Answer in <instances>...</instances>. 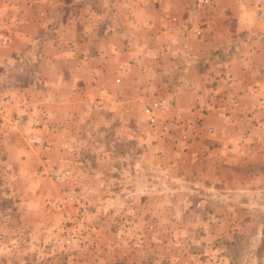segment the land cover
<instances>
[{
	"label": "rangeland",
	"instance_id": "1",
	"mask_svg": "<svg viewBox=\"0 0 264 264\" xmlns=\"http://www.w3.org/2000/svg\"><path fill=\"white\" fill-rule=\"evenodd\" d=\"M195 17L209 20L207 35L219 43L253 33L264 0H0V33L11 28L17 48L9 69L25 86L17 118L0 130V264H254L248 251L264 250V240L250 245L246 236L258 234L250 219H263L264 208L238 209L235 224L203 225L218 211L189 209L204 197L188 190L184 158L182 168L170 165L176 145L160 157L138 140L143 111L188 83L191 53L204 51L185 40ZM43 99L53 116H43ZM90 102L97 111L80 114ZM62 171L67 177L55 180Z\"/></svg>",
	"mask_w": 264,
	"mask_h": 264
},
{
	"label": "crops",
	"instance_id": "2",
	"mask_svg": "<svg viewBox=\"0 0 264 264\" xmlns=\"http://www.w3.org/2000/svg\"><path fill=\"white\" fill-rule=\"evenodd\" d=\"M253 8L255 9V6ZM40 14L44 15V12L41 11ZM125 15L130 16L128 13ZM154 17L149 15L145 20L152 24ZM261 22L253 31L254 34L244 32L240 36L231 32L229 34L232 35L231 38L217 43L207 35L210 30H213L209 20L202 22L196 17L193 18L191 26L184 32L187 34L185 40L195 45L201 43L204 51L201 54L196 50L191 53L193 62L190 63L192 71L188 83H174V89L171 88L164 94L162 92L153 101L157 105L155 113L166 109L158 112V116L161 117L160 114H162L174 124V131L167 134V137L160 136L158 127L153 129L147 123L145 111H143L145 123L142 125V131L139 132L141 137L138 138L142 145H145L149 152H155L163 157L169 146L175 144L176 150L170 149L173 153L169 159L170 165L182 168L179 160L184 158L186 168L191 167L187 172L189 173V176L187 175L188 190L204 198L202 197L198 204L190 202L189 209L194 210L199 207L218 211L216 212L218 214L215 213L203 219V225L214 222L215 225L221 226L225 223L235 224L238 209L255 210L257 214L259 209L261 211L264 208V103H260V98H264V22ZM152 28L156 30L158 26ZM165 30L173 32L174 27L168 25ZM7 32L8 34L0 33L1 131L9 127L10 115H12L11 118H17L16 112H12L18 109L14 107L17 104L16 94L25 87L23 84L19 85L17 76L15 73L13 75L9 69L14 65L12 51L15 50L17 53V48L11 35L12 29L9 28ZM221 32H223L222 28ZM145 37L149 41L153 38L149 33ZM29 41L33 46V38ZM195 45L190 46L191 49H196ZM72 48H77L76 42L72 43ZM95 49H97L96 46ZM169 49L170 47L167 46L166 50L169 51ZM89 51L92 52L91 45L89 49L79 52L80 59H88ZM198 64H201V67H197ZM124 68L121 72H125ZM180 80L182 81V78ZM28 90L25 89L27 93ZM211 92L213 95L210 94ZM42 95L47 100L52 96L55 97L54 93L50 92L48 84L47 87H43ZM26 103L23 100L19 105H24L26 108L28 106ZM43 106L45 108L42 111L43 116H46V113L50 114V111L52 113L54 107L47 101L44 102V99ZM97 109L96 102H90L80 114L84 111L93 113ZM50 116L53 115L50 114ZM196 116H198L197 120H195ZM34 141L43 142L38 136H28L27 143H34ZM180 147L182 150L186 149L185 157L176 159L178 155L175 153L179 152ZM174 185L176 188L173 190H178V185ZM154 188L155 186L152 189ZM155 191L158 190L155 189ZM226 209H232V211L220 217V210L224 214ZM232 216L235 217L233 220ZM250 220L255 228L259 226L257 235L246 236L251 245L253 240H264V218L255 217V221ZM248 253L254 264H261L264 258L262 248L253 247Z\"/></svg>",
	"mask_w": 264,
	"mask_h": 264
},
{
	"label": "built area",
	"instance_id": "3",
	"mask_svg": "<svg viewBox=\"0 0 264 264\" xmlns=\"http://www.w3.org/2000/svg\"><path fill=\"white\" fill-rule=\"evenodd\" d=\"M203 3H209L211 2V0H202ZM260 103L263 104L264 103V98H260ZM145 115L147 116V123L153 128H157L160 127V136L162 137H167V134L171 133L174 131V124H172L170 121H159L156 117V113H155V109H153L152 107H147L145 109ZM198 119V116L195 117V120ZM162 122V123H161ZM159 123L160 126H159ZM175 124H177V122H175ZM53 177L55 180L58 181H62L67 177L66 172H55L53 174ZM66 198L68 199H72L73 196L71 195V193H68L66 195Z\"/></svg>",
	"mask_w": 264,
	"mask_h": 264
}]
</instances>
